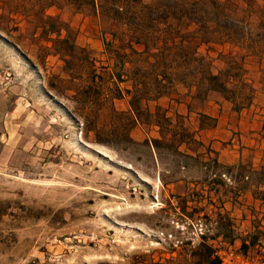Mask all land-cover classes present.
I'll return each instance as SVG.
<instances>
[{"label": "rangeland", "instance_id": "rangeland-1", "mask_svg": "<svg viewBox=\"0 0 264 264\" xmlns=\"http://www.w3.org/2000/svg\"><path fill=\"white\" fill-rule=\"evenodd\" d=\"M58 2L0 0V264H189L184 251L223 216L235 239L259 235L242 254L264 264L259 203H246L262 169L229 161L244 125L216 133L224 100L196 96L204 69L238 91L241 112L264 107V1ZM49 18L72 30L71 55Z\"/></svg>", "mask_w": 264, "mask_h": 264}, {"label": "trees", "instance_id": "trees-1", "mask_svg": "<svg viewBox=\"0 0 264 264\" xmlns=\"http://www.w3.org/2000/svg\"><path fill=\"white\" fill-rule=\"evenodd\" d=\"M60 0H39V2L43 5H45L44 7L49 8L51 6H58V4H60V2H58ZM66 4H71L72 6H76V7H80L82 5L85 4H89L92 5L93 7H96L98 2L100 0H61ZM211 3H213V5L218 9L221 8L220 6L222 5L220 2H218L219 0H210ZM246 2H250L252 0H244ZM264 1V0H262ZM45 9V8H44ZM44 11V10H43ZM219 17V16H218ZM225 22L227 24L233 23V20H231L230 18H226ZM199 25L203 24L202 22H198ZM44 29H46V32L49 33H56L58 35V38H56L53 42L55 45L56 50L61 53L62 55H71L73 48H75V44H74V36H73V32L72 30H70V28L68 27V25L66 23L63 22H56L54 21L52 18L46 19L44 20ZM203 26V25H202ZM63 31H65L67 33L66 36L62 37V33ZM202 62V59H200V64ZM199 64V65H200ZM200 69L203 68V66L199 67ZM222 73H218V74H214L210 71L207 70H202L201 72V77L199 80V86H197V97L200 98V96H202L201 92H205V94L210 93V92H218L221 95H223V97L227 100H231L234 101L235 98L238 95V91H236L234 88H231L228 86L226 81L222 80ZM170 79V78H169ZM181 81L183 83H186L185 78H181ZM198 85V84H197ZM206 88V91H205ZM204 90V91H203ZM138 93H133L131 99H130V105L132 110L134 111V113H139L140 110V100H141V94ZM236 109H239L240 106H235ZM90 129H87L86 131H89ZM95 130V129H94ZM98 132L95 131V136L98 135ZM127 140H131V138L127 135L126 136ZM98 140V138H97ZM102 143L105 144H110L111 142H107L105 140H99ZM162 140L160 139H154L152 141L153 146L155 148H158L159 145L161 144ZM242 170V169H241ZM260 174H264V168H262L261 172H259ZM212 183L215 184H219L222 183V180L220 179H214L212 180ZM197 207L195 206V211L190 212L189 217H191V219H194V212L197 211ZM224 218V223H220L219 224V228H218V232L214 233V234H205V233H201L200 234V242L194 246V248H191V250H189V252L184 251V259L188 262L190 261L189 264H221V256H220V249L215 245V241H217L219 238H222L223 240L228 241L229 246L234 245V241H235V236H234V227L232 225V223L230 222L231 220L225 216H223ZM219 223V222H218ZM259 239V235L258 234H253L250 237V243H246L245 240H243V243L241 245V247L239 248V250L241 252H243L245 255L247 253V249L251 246H255L258 243ZM191 244L190 242H186L183 245H188ZM184 247V246H183ZM182 256V252L180 253ZM175 260L174 259H169L167 260V264H175ZM165 263V264H166Z\"/></svg>", "mask_w": 264, "mask_h": 264}, {"label": "crops", "instance_id": "crops-1", "mask_svg": "<svg viewBox=\"0 0 264 264\" xmlns=\"http://www.w3.org/2000/svg\"><path fill=\"white\" fill-rule=\"evenodd\" d=\"M212 93L219 95L221 100H224L223 105H219L218 106L219 108L217 111L221 112L220 110L221 108H224V109L227 108V112L225 110L223 111L220 117L221 119H219L220 121L215 128V132L221 133V136L225 134L226 135L230 134L231 136L233 133L232 131H236V130H233L234 125L240 124V126L244 125L245 127V128L240 127V129L243 132L240 135L241 141H239V145L237 146L238 150L236 151L233 149L227 152V154L230 155V157H232L231 160L229 161L233 163H238V164L240 162L244 163L247 161H251L253 165H259V171H260V169L264 168V107H262L261 109L258 108V110H256V113L252 112V110L249 111V110L244 109L245 111L244 113V112H241L243 109L242 110H240V108L236 109L232 105V103H230L227 99H225L223 95H221L220 93L218 92H212ZM180 112L182 114H187L188 110L186 109L185 111L184 110L182 111L180 109ZM251 112L254 114H251ZM234 114L237 115L236 122L233 121ZM239 114L242 115V118L238 119ZM244 115L246 116L245 118L243 117ZM222 121L224 122L223 125H222ZM230 129H232V131H230ZM221 138L222 137L217 136L215 141H213V143H221ZM219 150L222 151L221 152V157H222V153H226V152L221 150L220 148ZM248 193L249 195L246 196V198L249 197V200L246 201L248 205H251L249 204V201H252L253 203L254 202L259 203V233L264 235V184L259 182V198H255L254 196L255 194L252 190H249ZM249 208L258 209L256 204L254 207L249 206ZM243 240L244 239H242L241 237H239L238 239L236 238L234 241L235 247H241ZM246 243H250V241L246 240ZM263 244H264V241H263Z\"/></svg>", "mask_w": 264, "mask_h": 264}, {"label": "built area", "instance_id": "built-area-1", "mask_svg": "<svg viewBox=\"0 0 264 264\" xmlns=\"http://www.w3.org/2000/svg\"><path fill=\"white\" fill-rule=\"evenodd\" d=\"M221 264H248L247 260L239 250L228 249L225 252L220 251Z\"/></svg>", "mask_w": 264, "mask_h": 264}]
</instances>
